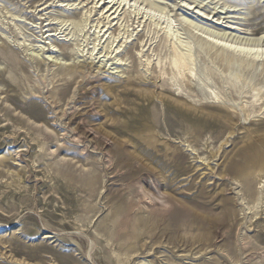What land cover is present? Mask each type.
Segmentation results:
<instances>
[{
	"label": "rangeland",
	"instance_id": "1",
	"mask_svg": "<svg viewBox=\"0 0 264 264\" xmlns=\"http://www.w3.org/2000/svg\"><path fill=\"white\" fill-rule=\"evenodd\" d=\"M237 20L264 39V0H0V264H264Z\"/></svg>",
	"mask_w": 264,
	"mask_h": 264
},
{
	"label": "bare ground",
	"instance_id": "2",
	"mask_svg": "<svg viewBox=\"0 0 264 264\" xmlns=\"http://www.w3.org/2000/svg\"><path fill=\"white\" fill-rule=\"evenodd\" d=\"M113 6L114 5H112L111 7L105 6L104 8L110 7L109 10H112ZM185 7L180 6L179 11H181V9H183L185 11V13L188 14L189 12L193 11V9H194L191 6H185ZM197 16L199 18L202 17V15H197ZM200 19L208 20L205 17H202ZM222 23H227V22H221L220 21V25ZM240 23L241 22L238 20H237V22L236 21H230L231 25H227L225 27L226 29H228L230 31L229 33H226L225 31L222 34L214 33L212 31H208V33L215 35L214 37H216V38L229 40L232 44H226V46H228V49L226 51H231L232 53L235 51H238L237 53H240V55L243 54L244 55L243 57H245L246 59L250 58V59H252L251 62H255L256 59H258V57H257V56H259L258 53L261 52V57H264V54H263L264 53V39H250V38L239 37V34H237V33H241V28L234 26L233 24H240ZM217 24H219V22L216 23V25ZM229 49H231V50H229ZM115 52L117 54V50ZM112 53H114V50L111 51L110 54L112 55ZM46 59L48 61H51L52 58L49 55ZM262 59H264V58H262ZM114 61H115V64L121 65V60L116 55L114 56ZM170 66H171V68L186 67L187 69H189L188 68L189 65H188V63L185 62V56L183 53H180V54L178 53L177 55H174L172 57ZM227 66L230 67L229 62H228ZM3 93H5V91H3Z\"/></svg>",
	"mask_w": 264,
	"mask_h": 264
}]
</instances>
